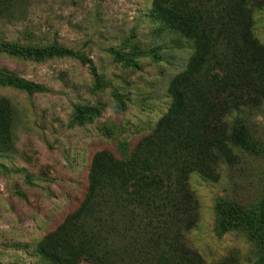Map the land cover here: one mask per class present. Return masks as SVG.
Listing matches in <instances>:
<instances>
[{"label": "rangeland", "instance_id": "rangeland-1", "mask_svg": "<svg viewBox=\"0 0 264 264\" xmlns=\"http://www.w3.org/2000/svg\"><path fill=\"white\" fill-rule=\"evenodd\" d=\"M170 1L20 0L1 19L0 72L44 90L0 82V264H51L40 243L83 200L94 158L127 157L168 113L170 85L194 53L171 25ZM250 32L264 47V7L252 10ZM255 97L251 132L264 144V88ZM188 185L197 216L186 245L205 264H264L250 232L223 217L228 202L263 197L264 154L215 178L194 171Z\"/></svg>", "mask_w": 264, "mask_h": 264}, {"label": "trees", "instance_id": "trees-1", "mask_svg": "<svg viewBox=\"0 0 264 264\" xmlns=\"http://www.w3.org/2000/svg\"><path fill=\"white\" fill-rule=\"evenodd\" d=\"M195 1H170L171 25L194 41V53L170 85L168 113L127 157L94 158L83 200L40 243L51 264H205L184 240L197 216L188 179L194 171L215 178L224 164L264 154L249 116L264 88V47L251 37V12L264 0ZM20 4L0 0V21ZM79 59L95 72L92 61ZM0 82L44 90L3 72ZM228 205L223 217L250 232L264 260V194L254 204Z\"/></svg>", "mask_w": 264, "mask_h": 264}]
</instances>
